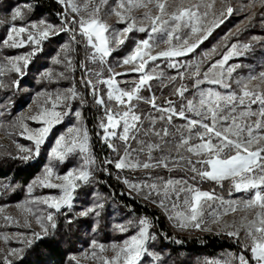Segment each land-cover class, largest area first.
<instances>
[{
  "label": "snow or ice",
  "instance_id": "obj_1",
  "mask_svg": "<svg viewBox=\"0 0 264 264\" xmlns=\"http://www.w3.org/2000/svg\"><path fill=\"white\" fill-rule=\"evenodd\" d=\"M57 2L65 9L61 14L59 27L44 20L17 26L15 22L25 20V10L30 12L31 5L26 4L13 9L11 13L13 24L3 44L10 48L32 45L33 50L26 55L6 57V63H0V76L9 72L23 76L31 58L40 51L39 45L51 35H58L61 32L70 31L71 41L76 44L81 42L77 40V35L85 38L86 46L93 50L89 59L93 62L98 61L101 66L106 64V58L111 56L117 47L126 42L130 33L133 31L146 33L147 38L137 41L133 51L119 65L131 66L125 72H115L109 66L107 71L111 75L99 79L101 72L97 71L95 75L98 79L93 82L87 78L93 70L88 69L85 79L81 81L85 87L91 89L90 94L95 105L104 109V116L99 123V128L103 131L101 139L113 152L119 153L122 147L123 155L115 162V168L145 171L147 180L130 183L125 179L123 182L129 187L130 192L143 194L145 200H152V203L159 207L167 209L169 202L172 210L183 207L184 210L175 211L174 215L169 214L168 217L175 220L179 228L192 227L201 231H211L210 227H202L207 223L205 219L207 216L212 224L220 225L221 230L229 237L239 240L243 232L245 241L243 247L250 251L251 261L240 255L237 258L239 264H251L252 261L254 264H264V89H261L259 84L249 87L252 80L264 83V72L247 78L233 76L236 69L241 66L228 65L227 62L233 57L240 56L242 54L240 49H250L249 43L232 44L221 59L209 63L206 69L203 65L211 60L207 53L199 61L181 64L175 59L193 53L215 28L236 13L237 9L233 7L231 0H179L172 11H169L172 5L168 0H57ZM217 3L220 5L219 8ZM256 3L257 0H248L247 4L241 5L240 11L251 8ZM259 6L264 8V0H259ZM153 8L156 10L155 14ZM141 9L143 10L141 17L132 15L134 10ZM69 11L76 15L69 18ZM102 14L114 15L117 18L116 22L125 26L113 29L102 19ZM255 16L256 13L252 12L246 17L249 24ZM72 25H78V28H73ZM240 31L238 29L235 35ZM231 35L234 34L230 33L224 39L228 40ZM256 39L253 37V40ZM160 44L166 47L156 51ZM63 51L67 61L66 67L72 69L73 61L67 54L75 49L65 44ZM216 51L215 48L212 49L213 54ZM160 58L167 59L168 67L176 68L177 74L165 77L163 70L157 71L160 68L158 64L149 69L150 62ZM54 63L59 64L61 60L56 59ZM81 67L84 68L86 65L81 64ZM127 72L139 74L138 80L132 82L133 86L130 89L119 87L122 81L116 79ZM44 75L51 80V72ZM59 76L64 77V73H59ZM165 78L167 84L164 83ZM186 79L193 81L194 91L192 98H187L185 96V93L189 92L187 85L181 83L179 87L174 88L173 95L181 99L179 109L170 99L166 101L168 107L164 108L156 103L157 97L154 94L147 98L140 95L143 90L151 92L153 80H160L162 87H168L175 85L177 80L183 82ZM18 83L13 81L16 86ZM100 84L107 86V101L114 103L105 102L104 95L97 87ZM205 84L213 87H201ZM4 86L0 81V87ZM79 96L75 87L64 92L42 91L37 94L38 99L33 101L36 111L18 118L21 129L19 134L31 141L34 146L24 147L17 144L21 153H27L19 157L24 161L39 155L41 146L45 144L54 127L61 124L65 117L74 115L77 122L56 138L49 152V162L44 166L42 174L28 186L29 196L37 186L58 189L60 195L36 196L16 205L17 209L27 213L23 226L30 228L29 217H32L40 229L26 238L23 234H18L22 237L19 242L26 246H31L36 240L48 236L49 228H56L55 215L64 207L70 209L73 193L81 183H88L92 178V168L96 160L91 155L89 133L86 127L80 126L82 112L79 110L71 112L70 101ZM139 102L149 104L160 115L156 117L148 114L142 119V115L136 112ZM253 105L256 107L253 108ZM29 111H32L31 107ZM174 118L186 121L175 129V133H179L178 139L168 127L173 125ZM28 120L40 124L41 127L29 128L26 123ZM158 120L166 121L167 126L157 129ZM114 139L121 142L120 147L112 142ZM157 153L159 155H156ZM70 156H79L82 160L81 165L63 175L57 174L54 162L63 164ZM105 163L112 164L113 161L106 160ZM159 169L168 172L177 170L191 172L194 174L192 180L199 177L201 181H213L221 187L223 181L229 180L231 182L229 195H232L234 190L250 193V196L241 200H225L216 196L214 191L206 192L194 188L183 178L165 179L163 176H154L153 173ZM144 189H147V192H144ZM153 195L159 199H152ZM33 205L37 206L35 211ZM41 205L44 207H39ZM97 208H103V204L90 207L80 215L86 216L95 212L99 216ZM238 210L250 211L252 218L245 216L239 224L233 221L221 225L223 216ZM3 211L4 209L0 208V213ZM2 218L5 222L20 225V221L12 216L4 215ZM132 224L133 222L129 221V225ZM116 227L122 233L128 231L126 225ZM150 227L149 220L141 218L136 234L120 244L105 246L93 241L91 257L102 264H140L145 255L159 260L160 257L150 252L146 246L149 240L155 239V236L149 233ZM3 239L7 244L8 238ZM95 249H99L100 254ZM109 250L113 253L111 257L102 255ZM22 251L20 248H10L4 254V250L0 249L3 264H13L9 257H19ZM87 258L89 256L85 254V259ZM71 259L80 264L76 257ZM226 264H231V261H227Z\"/></svg>",
  "mask_w": 264,
  "mask_h": 264
},
{
  "label": "trees",
  "instance_id": "obj_2",
  "mask_svg": "<svg viewBox=\"0 0 264 264\" xmlns=\"http://www.w3.org/2000/svg\"><path fill=\"white\" fill-rule=\"evenodd\" d=\"M17 1L23 4H32L30 17L33 19L46 18L53 22H61L62 9L53 2L45 0ZM231 2L237 9V5L247 4L248 0H231ZM252 12L256 13V16L249 24L246 17ZM238 29L241 31L235 35ZM230 33L234 35L225 40L224 38ZM70 34L72 35L70 31L65 33L67 36ZM56 37L50 40L46 49L32 59L34 67L39 63L41 65L42 61H45V56L51 55L53 46L63 40V36ZM253 37L257 39L253 40ZM77 38L81 41L80 36ZM244 43H249L251 48L240 49L242 54L233 60L234 65L241 66L236 69L235 75L237 78L258 76L264 72V8L259 6V0L251 8H245L243 11L238 8L236 13L226 19L218 28H215L211 35L188 57L199 61L204 54H209L211 60L203 65V68L206 69L209 63L219 60L232 44L243 45ZM72 44L75 49L73 52L75 68L78 67L77 70H73V74L81 95V102H75L73 108L82 112V118L83 120L87 119L86 126L90 130L98 122L102 111L95 105L93 96H89L86 90L84 91L80 82L82 79L81 61H84L82 42L79 44L72 42ZM45 45L47 46V44ZM213 48L217 50L215 54L212 53ZM36 70L40 71V68H36ZM40 87L37 86V89ZM173 91L174 88H171L161 95L162 103H166L169 99L174 101L177 95H173ZM26 101L20 92L19 85L17 88L14 85L0 87V124L13 117L26 105ZM59 126L61 125H57V127ZM51 142L52 137L48 136L45 144L41 146L39 155L28 161L19 158L27 153H21L11 144L3 148L4 151L0 154V205L21 201L25 196L26 187L46 163L48 159L46 150ZM31 147H34L33 144ZM91 150L96 164L92 171L90 184L82 187V190L74 192L76 199L73 208L68 212L62 211L55 215L56 228H49L50 234L36 240L31 246L25 245L21 255L12 259L13 264H69L70 257L80 253L92 240L107 243L111 240L126 239L133 235L140 218L149 220L150 232L155 236L151 247L160 256L159 260L146 256L140 264H219L220 259L222 260V257L228 253L233 257L231 264H236L234 257L237 254L244 255V252H241L234 243L227 239L222 241L211 235L178 234V231L170 225L158 207L125 189L119 176L116 175L117 170L115 174L114 162L112 164L105 163L106 160L114 161L113 152L106 143L95 146L92 142ZM230 187L231 183L227 181L223 182V187L216 183H201V188L206 191H214L215 194H226V196L229 195ZM97 204H103V208L96 209L100 213L99 216L95 212L86 216L80 215L81 210L95 207ZM129 221H132L133 224L129 225ZM117 225L128 226V231L120 232ZM113 232L116 233V236ZM177 240L181 242L176 243ZM223 263L225 264V262ZM0 264H3L1 258Z\"/></svg>",
  "mask_w": 264,
  "mask_h": 264
},
{
  "label": "rangeland",
  "instance_id": "obj_3",
  "mask_svg": "<svg viewBox=\"0 0 264 264\" xmlns=\"http://www.w3.org/2000/svg\"><path fill=\"white\" fill-rule=\"evenodd\" d=\"M45 1L53 2V3L57 4L58 6H60V8L62 9V12L65 11L63 5L58 3L57 0H45ZM168 2L170 5H172V7L169 8V11H172L175 4L179 3V0H168ZM24 5H26V4L19 3L17 0H0V34H1L0 35V37H1V41H0V63H6V60H5L6 57H15L18 55H26L33 50L32 45H26V46L21 47V48H10V47H7L3 44V41L7 38L8 31L12 27V24H13V22L11 21V13H12L13 9L16 8L17 6L23 7ZM27 5H31V8H32L31 3H28ZM219 7H220V5H219V3H217V8H219ZM240 7H241V5H237V9ZM25 11H26L25 20L16 21L15 24L17 26H20L22 24L26 25L28 23L39 22L40 20H44L47 23H50V24L57 26V27L61 26V22H58V23L53 22V21L47 20L46 18L33 19L30 17L31 11L30 12H27V10H25ZM155 11H156L155 8H153V14H155ZM142 13H143L142 9L141 10H134L132 15L139 18L142 16ZM74 15H76V14L71 13L69 11V18H71ZM102 19H104L109 25H111L113 29H121L125 26L123 24L117 23L116 22L117 18L114 15L109 16V15L102 14ZM72 27L78 28V25H72ZM66 32L67 31L61 32L58 35H51L47 40L43 41L39 45L40 51H38L37 54L41 53L44 49H46L49 46L48 44L50 43V40L52 38H55L56 36H63V40H61L59 43H57L56 46H53L54 49H53L51 55L45 56V58H44L45 61H42L41 65L39 63V65L37 64V65H35L36 67H34V65L32 64L33 63L32 59L35 58V56H37V54H36L35 56H33L31 58L30 63L28 65L27 69H25L23 76H20L19 74L15 73V72H9L3 76H0V81L3 82V84L5 85L4 87H7V86L11 87L12 85H14L13 84L14 80L18 81L19 82L18 85L20 86V92L22 95H24L25 100H27L26 105H24V107H22L13 117H10V119H8L4 123L0 124V154L4 151L3 148L6 146H10V144L18 151H19V149L17 148V144L24 146V147H31L32 142L25 139L24 136L19 134L21 129L19 128V125H18V118L21 116L31 115L36 111V108H35V105L33 104V101H34V99H38V97H37L38 93H40L42 91H49V92H53V93H55L57 91L64 92V91L68 90L69 88H73V87H75L76 91L79 93V89H78V86L76 85L75 77L73 74V70L74 69L77 70V68H78L77 66L75 68V64H74V57H73L74 51H71L67 54L73 61V67H72V69H68L66 67L67 61L65 60V53L63 51V46L65 44H69L73 48V44L71 41V34H70V36H67V35H65ZM78 36L79 35H77V37ZM56 38H59V37H56ZM146 38H147L146 33L133 31L132 33L129 34V38L126 40V42L123 45L117 47L115 49V51H113L111 56L106 58V64L104 66H101L98 61L93 62L92 60L89 59V56L91 55V52L93 50H91L90 48H88L86 46L85 38L81 37L80 39L82 42V48H83V53H84V61H81V64L86 65V67H84V68L81 67V71H80V72H82L81 78L85 79V73L88 69L93 70L91 73H89V75L87 77V78L92 79L93 82H95L98 79V77L95 75V72H97V71L101 72V77H99V79L107 78L109 75H111L107 71V68L109 66H111L115 72H125L126 69L131 67V66L120 67L119 65L121 64L122 60L125 57H127L133 51L137 41H140V40H143ZM59 39H61V38H59ZM77 40H79V39L77 38ZM45 44H47V46ZM165 47H166L165 45L160 44L159 47L156 49V51L163 50ZM190 54H192V53H189L187 56L179 57V58H175V59L179 60V62L181 64L188 62V61H197L196 59L193 60L192 58H189L188 56ZM237 57L238 56L231 58L227 62V64L228 65H234L233 60ZM56 59H60L61 63H59V64L54 63V61ZM168 63H169V61L167 59L160 58L155 62H150L149 69H151L152 67H155V65L158 64V65H160V68L157 69V71L163 70L165 73V77L176 75L177 69L176 68H169ZM36 68H40V71H37ZM181 70H183V69H181ZM47 72L52 73L51 80H49L47 77H45L44 74ZM62 72L64 73V77L59 76V73H62ZM235 73H236V71L233 73V76L237 78ZM138 75L139 74L135 73V72H127L126 75L117 76L116 77L117 81H122V83L119 84V87L124 88V89H130L133 86L132 82L138 80ZM82 79L80 80V82L82 81ZM123 82H126V83H123ZM164 83L165 84L168 83L166 78L164 80ZM181 83H184L189 88V92L185 93V96L187 98H192V92L194 91V89L192 88L193 81L190 80L188 82V79L184 80L183 82L177 80L175 85H169L168 87H162L160 80H153V81H151V85H152L151 92H149L147 90H143V91H141L140 95L147 98V97H150L154 94L157 97L156 103L158 105H160L161 107L166 108V107H168V104H167V102L162 103L161 95H163L166 92V90H168V89L179 87ZM257 84H259L261 89H264V83H261L259 80H252L249 84V87H255ZM81 85H82L84 91L86 90V93L92 97V95L90 94L91 89L89 87H85L84 84H82V83H81ZM14 86L17 88L16 85H14ZM37 86H39V87L41 86V87L39 89H37ZM4 87H1V88H4ZM97 87L101 90V93L104 95L106 103H109V104L114 103V101L113 102L107 101V96H106L107 86L106 85L100 84V85H97ZM201 87L207 88V87H213V86L205 84V85H201ZM233 87H235V85ZM218 90L225 91L224 89H218ZM75 102H78V103L81 102V95L79 96V98L70 101L71 112H73V113L76 110H78V109L73 108V105ZM174 102H175L176 108L179 109L181 99L178 96H176V98L174 99ZM30 107L32 108V111H29ZM98 107H100V106H98ZM255 107L256 106L253 105V108H255ZM100 108H101L102 113H101V115H99L98 122L95 123V126L92 129L90 128L91 131L86 126V120L87 119H85V120L82 119V123L80 125L82 128L86 127V129L88 130L89 137H90V140H89L90 150H91L92 142H94L95 146H97L98 144L101 145L104 143L103 140L101 139V137L103 136V131H102V129L99 128L100 120L104 116V109L102 107H100ZM136 112L138 114L142 115V119H144V117L147 116L148 114H151V115L156 116V117H158L160 115V113H158L154 109H152L149 104L143 103V102H139V107L136 109ZM189 115H191V114H189ZM26 123L29 125V128H31V129H36V128L41 127L40 124H38L34 121H31V120L26 121ZM76 123L77 122H76L75 116L70 114L69 116L64 118L63 122L60 124L61 126L57 127V125H56L54 127L53 131L49 135L50 137H52V142L50 143V145H48V148L46 150L48 159H47L46 163L44 164V166L49 162V152H50V149L54 146L56 138L59 135H61L62 133L66 132L68 127L73 126ZM184 123H186V121L181 120L179 118H174L173 119V125L168 126L169 130L171 132L175 133L176 127H179L180 125H183ZM145 126H147L146 120H145ZM164 126H167L166 121H159L158 120V122L156 124L157 129H160ZM98 133H99V135H98ZM175 135H176V138L178 139L179 133H175ZM153 139L155 140L156 138L153 137ZM112 142L115 143L118 147H120V145H121V142L119 140L114 139ZM193 142H195V141H193ZM116 154H117V160H118L120 155H123L122 147H121L119 153L113 152V155H114L113 156L114 157L113 158L114 159L113 166L115 169V174H116V170H117L116 175L119 176L120 181L124 185L125 189L128 192H130L129 187L123 181L125 179H127L130 183H139V182L147 180V173L145 171H141V170L132 171V170H128V169H125V170L116 169L115 168V162L117 161L116 160ZM91 155L93 156L92 150H91ZM156 155H159V153H157ZM193 159H195V157H193ZM81 163H82V160L79 156H70L63 164H59V163L54 162V169H55V172L57 174L63 175L67 171H69L70 169L78 168L81 165ZM44 166L42 167L40 172L35 176V178L42 174ZM93 168H94V166H93ZM93 168H92V171H93ZM153 175L154 176L155 175L163 176L165 179H169V178L181 179V178H183V179L187 180L188 183L190 185H192L194 188L199 189L201 191H206L205 189L201 188V183H204V182L216 183V182L209 181V180L201 181L199 177H197L196 180H192L191 177L194 175L193 173L185 172V171H179V170L173 171V172H168L164 169H159L157 172L153 173ZM91 180H92V178H91ZM91 180H90V182H91ZM226 181L231 183L229 180H225L223 182H226ZM90 182L81 183L80 186L76 190H78V191L82 190V187L88 186L90 184ZM216 184H218V183H216ZM218 185H220V184H218ZM28 186L26 187L25 196L21 199L20 202L13 203V204L0 205V208L4 209L3 213H0V249L4 250V254H6V252L10 248L23 249L25 244L19 242V240L22 237H19L18 234H23V237L26 238V237H30L32 232H39L40 231L39 227L35 223V219H33L32 217H29V219L31 221V227L28 228V227L23 226L24 218L27 215V213H24L22 210L17 209L16 205L18 203H23L26 200H30L32 197H36V196H48V195H57L58 196V195H60V191L58 189H48V188H42V187L37 186L34 188L32 195L29 196ZM144 192H147V189H144ZM206 192H209V191H206ZM79 193H81V192H79ZM130 193L133 195H138L136 192H130ZM215 195L218 197H223L225 200H241V199L248 198L250 196V193L235 192L233 190L232 195H228V196H226V194L225 195L215 194ZM138 196H140L142 199H144L143 194H139ZM75 199H76V194L73 193V200H72V207L71 208H73L75 205ZM152 199L158 200L159 198L156 197L155 195H153ZM146 201L152 203V200H146ZM152 204L155 205L156 207H158L163 212V214L167 218L170 225H172L175 228V230L178 231V234L183 235L186 233H191V234L211 235V236H214V237H216L222 241L227 239L228 241H231L232 243H234L235 246H237L241 252H244V256L251 261L250 251L246 250L243 247V244L245 243L244 238H243V235H244L243 232H241V237L239 240H237L235 237H229L228 235L225 234L224 231L221 230L220 225L212 224L210 221V218L207 216L205 217L207 223L205 225H202V227H204V226L210 227L212 229L211 231H201V230H198V229H195L192 227L181 229L178 226H176L175 220H170L168 217H169V214L174 215L175 211L184 210L183 207L176 209V210H172L171 209V202L168 203L167 209L159 207L157 204H154V203H152ZM32 207L35 211L37 206L33 205ZM39 207L43 208L44 206L41 205ZM88 208H90V207H88ZM70 209L67 207H64L61 209V212L62 211L68 212ZM78 210H79V208H78ZM86 210H81V212H85ZM52 211H54V210H52ZM4 215H9V216L14 217L15 219H18L20 221V225L18 226L15 222H11V223L5 222L2 218ZM245 216H247L249 219H251L252 213L250 211L246 212V211H239L238 210L235 213H230L227 216H223L222 220H221V225L224 222L232 223L233 221H236L237 224H239L240 220ZM137 231H138V227L136 229V232ZM136 232L134 234H136ZM218 232H219V234H217ZM149 233H150V235H152L150 232V229H149ZM113 234H114V232H113ZM114 235L116 236V233ZM3 237L8 238L7 244H5ZM129 237H127V238H129ZM124 240L125 239H121V240L116 239V240H111L107 243L92 240V241H90V244H88L86 247H84L81 250L80 253H78L77 255H73L71 257H76L77 260H79L80 264H102L101 261L97 260L96 258L91 257V252L93 251L92 242L96 241L98 244L110 246L113 243L120 244ZM153 241H154V239L149 240L147 242L146 246L150 252L159 256V254L157 252H155V250L151 247V244ZM95 251H97V253L100 254L99 249H95ZM85 254H88L89 258L85 259ZM2 255L3 254H0L1 259H2ZM102 255H106L108 257H111L113 255V253L111 250H109V251L103 253ZM240 255H242V254H237L234 257L236 264H239V260L237 258ZM146 256L147 255H145L144 257H146ZM71 257H70L71 261L69 264H76V262L73 261L71 259ZM9 258L14 259L17 257H9ZM151 258H152V256H151ZM222 258L223 259L222 260L220 259L219 264H224L223 262H225V264H226L227 261L232 262V260H233L232 255L229 253L226 254ZM154 260H156V259H154ZM212 262H213V260H212ZM251 264H254V261H252Z\"/></svg>",
  "mask_w": 264,
  "mask_h": 264
}]
</instances>
